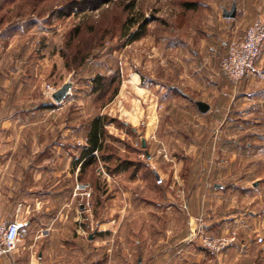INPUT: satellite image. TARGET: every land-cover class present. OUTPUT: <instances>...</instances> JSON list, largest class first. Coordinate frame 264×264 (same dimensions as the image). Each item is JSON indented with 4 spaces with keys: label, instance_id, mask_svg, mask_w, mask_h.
I'll use <instances>...</instances> for the list:
<instances>
[{
    "label": "rangeland",
    "instance_id": "obj_1",
    "mask_svg": "<svg viewBox=\"0 0 264 264\" xmlns=\"http://www.w3.org/2000/svg\"><path fill=\"white\" fill-rule=\"evenodd\" d=\"M84 1L73 11L67 9L81 0H0V155L7 146L10 170L32 151L40 200L52 196L41 197L54 176L63 183L66 175L69 213L122 215L121 229L134 231L148 249L178 243L173 256L182 254L184 264H264V124H241L240 81L221 69L232 104L206 109L210 123H199L206 118L197 112L191 117L172 93L189 90L175 41L195 34L201 0ZM248 1L264 13V0ZM143 19L144 34L129 41ZM97 75L105 85L93 91ZM97 116L105 117L103 147L98 161L79 171L78 149ZM52 150L67 153V168L60 157L54 159L61 167L48 169ZM16 176L8 175L9 185ZM45 203L38 209L49 212ZM0 209L15 212L14 201Z\"/></svg>",
    "mask_w": 264,
    "mask_h": 264
},
{
    "label": "crops",
    "instance_id": "obj_2",
    "mask_svg": "<svg viewBox=\"0 0 264 264\" xmlns=\"http://www.w3.org/2000/svg\"><path fill=\"white\" fill-rule=\"evenodd\" d=\"M198 7L201 9L199 25L191 27L195 34L190 40L182 38L175 41L176 49H182L184 53L179 59V64L183 68V78L187 79V82L182 83L186 84L189 90L184 92L182 89H175L172 93L181 100L179 102L182 103L179 104L191 117L195 118L197 112L199 116L206 118L199 123H210L212 115L208 114L211 111L232 104L230 81L220 71V61L225 54L227 42L241 30L240 28L243 29L255 17L264 16V13L261 9L257 11V3L248 0H201L198 1ZM232 8L234 11L230 15ZM255 66L257 71L241 79L237 85L239 98L246 113L241 124L245 126L264 124V43ZM190 68L192 70H189ZM184 69H188L187 72ZM219 88H223V102L216 94ZM193 93H200L202 96L196 98L192 96ZM199 103L207 105L210 112L205 114V111L199 109ZM192 110L193 112H190ZM248 115L253 116L247 117ZM213 124H216L215 120ZM154 128L155 126L151 132ZM7 148L4 146L0 155V203L10 205V202L14 201L15 212H3V215L7 220L17 221L24 236L11 256L0 258V264H184L182 254L173 256L174 253L180 252L178 243L169 248L164 245L148 249L143 245V239L132 236L134 231L121 229L124 225L120 223L125 218L122 215L104 220L99 216L69 213L66 207L71 202L72 183L70 179H66V175L63 177V183H58L60 180L54 176V179H51L53 182L51 181L50 191L43 192L41 197L50 194L52 196L49 200L47 197L40 200L35 191L39 165L38 161L34 160V153L24 152L25 159L10 170L7 159L9 160L11 153ZM66 155L65 151L52 150L48 156L52 158L53 166L48 169L56 172L61 166L58 163L56 167L54 158L60 157L63 158L62 167L67 168ZM29 159L32 160L31 163H27ZM69 162L72 166L73 162ZM14 173L17 175L15 186L9 185L8 180V175ZM56 184L61 185L56 187ZM41 202H46L45 206L50 208L49 212L38 209ZM144 218L143 221L146 222L147 217ZM148 228L152 230L153 226L149 224ZM245 250L250 252L249 247ZM261 250L264 251V247H261ZM169 253L171 256H168Z\"/></svg>",
    "mask_w": 264,
    "mask_h": 264
},
{
    "label": "built area",
    "instance_id": "obj_3",
    "mask_svg": "<svg viewBox=\"0 0 264 264\" xmlns=\"http://www.w3.org/2000/svg\"><path fill=\"white\" fill-rule=\"evenodd\" d=\"M264 43V17H257L242 35L231 39L220 61L221 71L233 83L256 72L255 63ZM21 225L7 220L0 209V258L11 256L23 238Z\"/></svg>",
    "mask_w": 264,
    "mask_h": 264
},
{
    "label": "trees",
    "instance_id": "obj_4",
    "mask_svg": "<svg viewBox=\"0 0 264 264\" xmlns=\"http://www.w3.org/2000/svg\"><path fill=\"white\" fill-rule=\"evenodd\" d=\"M109 0H100V3L107 2ZM84 3H86L84 0H81V2H73L72 5L67 10H76L81 9L84 7ZM186 6L192 7L195 4L187 2L185 3ZM148 19H143L140 22H138V30L134 33H132L129 37V41H135L139 39L145 32V27L147 24ZM131 80H134V82H137V77L135 74L129 76ZM103 77L100 75H97L94 77L93 81V91L101 90L104 88L105 83L103 82ZM130 83H133L132 81H129ZM117 92V88L115 87L111 93V96L109 97L108 101L112 99V97L115 96ZM104 116H97L95 117L88 128V133L86 136V144L80 147L79 155L74 163L75 165H79V171H82L85 169L86 166H90L98 161V155H96L99 151H101L103 147V141H104V127H103V120ZM130 162H125L122 167L127 168Z\"/></svg>",
    "mask_w": 264,
    "mask_h": 264
},
{
    "label": "water",
    "instance_id": "obj_5",
    "mask_svg": "<svg viewBox=\"0 0 264 264\" xmlns=\"http://www.w3.org/2000/svg\"><path fill=\"white\" fill-rule=\"evenodd\" d=\"M233 11H234V8H232V12L230 13V15L233 14ZM198 106H199V109H201L202 111H205L208 108V106L205 105L204 103H199ZM154 176L156 180L159 181V177L155 171H154Z\"/></svg>",
    "mask_w": 264,
    "mask_h": 264
}]
</instances>
